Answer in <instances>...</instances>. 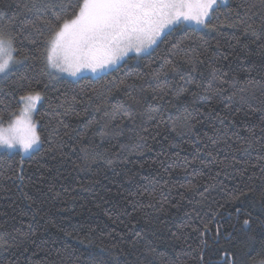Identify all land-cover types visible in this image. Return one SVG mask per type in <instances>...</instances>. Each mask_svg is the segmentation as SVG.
<instances>
[{"label":"trees","instance_id":"1","mask_svg":"<svg viewBox=\"0 0 264 264\" xmlns=\"http://www.w3.org/2000/svg\"><path fill=\"white\" fill-rule=\"evenodd\" d=\"M47 2L0 0V26L32 57ZM214 23L98 78L53 79L30 60L0 84L8 124L19 77L43 81L40 149L0 155V264H264V0H228Z\"/></svg>","mask_w":264,"mask_h":264},{"label":"snow or ice","instance_id":"2","mask_svg":"<svg viewBox=\"0 0 264 264\" xmlns=\"http://www.w3.org/2000/svg\"><path fill=\"white\" fill-rule=\"evenodd\" d=\"M227 4L228 0H48L43 6L52 9L53 19L47 21V31L42 33L44 39L38 45V56L28 55L20 34L14 28L0 26V81L11 79L30 60H40L44 66L43 74L53 79H59L65 74L72 78H87L86 74L89 72L96 75L110 73L125 63L130 53L137 58L147 55L177 31H217L218 26L214 21L219 18L222 6ZM248 27L251 28L252 25L249 24ZM244 34L248 35L247 29ZM24 39L32 45L38 43L28 36H24ZM183 43L181 40L173 47L179 50ZM216 47L219 49V43ZM172 55H178V51ZM175 70L173 67V71ZM194 82V78L189 75L186 83ZM34 83L40 85L43 81L38 77L24 75L15 82V87L20 89V116L11 119L7 128L3 127V120L0 118V148L20 149L26 154L40 149V125L34 115L37 114V104L43 97L39 88L33 87ZM44 87L47 88V84ZM166 87H161V92L164 93L158 97L161 102L167 94L164 92ZM196 87L200 85L196 84ZM186 91H180L177 98L185 95ZM154 111L159 113L160 109L156 108ZM189 116L190 113L184 120L188 132H191L197 117L191 116L189 119ZM128 118L131 120V115ZM159 119L164 118L161 115ZM171 131L181 134L177 132L175 122ZM181 187L187 191L193 190L191 184ZM248 224L249 221L244 220V225ZM222 264H229V261L224 260Z\"/></svg>","mask_w":264,"mask_h":264},{"label":"rangeland","instance_id":"3","mask_svg":"<svg viewBox=\"0 0 264 264\" xmlns=\"http://www.w3.org/2000/svg\"><path fill=\"white\" fill-rule=\"evenodd\" d=\"M194 27V26H193ZM149 54V53H148ZM131 56H135V54H133V53H130L129 54V57H131ZM145 56V55H144ZM136 57V56H135ZM142 57V56H141ZM123 64V63H122ZM121 64V65H122ZM113 70H115V69H113ZM112 70V71H113ZM104 74H107V73H101L100 75H96V74H93V73H87L86 75H87V77H91V78H98V77H100V76H102V75H104ZM81 77H77V78H72V77H68L66 74L65 75H63V76H61L59 79H68V80H72V81H76V80H79ZM3 81H0V84L2 83ZM41 102H42V100L37 104V108H36V112H37V109H38V107H39V105L41 104ZM21 110V109H20ZM17 116H20V111H19V113H18V115ZM16 116V117H17ZM14 119V118H13ZM34 119H35V115H34ZM9 124V123H8ZM8 124H3V127H5V128H7L8 127ZM37 151V150H36ZM36 151H33V152H30V153H24L22 150H20V149H14V150H8V149H5V148H0V155L1 154H4V153H7V154H10V155H12V154H20L22 157H24V158H26V157H29V156H31L34 152H36Z\"/></svg>","mask_w":264,"mask_h":264},{"label":"bare ground","instance_id":"4","mask_svg":"<svg viewBox=\"0 0 264 264\" xmlns=\"http://www.w3.org/2000/svg\"><path fill=\"white\" fill-rule=\"evenodd\" d=\"M137 58V57H136Z\"/></svg>","mask_w":264,"mask_h":264}]
</instances>
